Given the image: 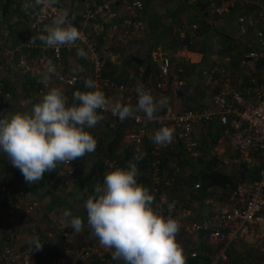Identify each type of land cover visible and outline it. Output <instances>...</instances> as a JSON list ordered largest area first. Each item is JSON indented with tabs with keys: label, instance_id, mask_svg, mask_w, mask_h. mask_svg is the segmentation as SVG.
<instances>
[{
	"label": "built area",
	"instance_id": "obj_1",
	"mask_svg": "<svg viewBox=\"0 0 264 264\" xmlns=\"http://www.w3.org/2000/svg\"><path fill=\"white\" fill-rule=\"evenodd\" d=\"M5 1L1 0L0 4ZM13 1L17 5L13 14L24 22L23 30L27 37L15 44L8 24L0 25V118L11 113L14 90H17L19 82L28 87L32 105L38 101L47 89L37 82L36 73L49 59L59 73L58 77H53L50 86L61 87L70 103L75 91L84 90L85 77L93 79L109 98L129 101L137 97L127 89L126 83L117 82L106 72L107 63L119 59L118 53L105 44V37H112L107 31L110 26L114 28L112 32L118 31L114 21L119 17H123L127 27L144 29L143 0H77L75 9H69L60 0L58 6L69 10L70 19L74 16L73 23L81 32V39L75 46L59 48H45L39 40L35 44L30 43V38L50 22L54 15L52 10H25L26 0ZM185 1L196 7L199 5V0ZM203 1L202 11L207 14H235L238 31L232 55L222 62L205 65L202 64L200 50L189 48L199 38V19L194 18L182 30L187 45L177 49L180 62L197 65L193 78L210 92L211 107L169 109L158 114L159 120L151 121L143 113L121 121L110 111L101 110L105 132L110 138L117 125L121 124L123 129L117 158L103 157L102 162L109 170V165L127 167V162L135 155L144 154L136 163L139 169L137 181L153 194L154 209L165 217L178 218L182 233H203L214 244L212 257L209 260L203 258L202 264H220L228 260L232 244L248 236L253 239L250 258L242 264H264V0ZM79 47L88 52V65L82 73H74L73 70L80 67H73L69 58ZM177 63L174 56H160L155 90L168 88L176 95L179 88L185 87L186 78L181 76L185 68ZM138 69L140 73L144 72L142 66ZM74 76L77 78L73 79ZM146 88L150 87L147 85ZM161 120L174 129L173 140L166 146L156 145L150 140L154 131L162 126ZM98 126L89 129L93 136ZM206 146L210 149L206 150ZM177 159L190 166V169H185L188 173L184 168L180 170L175 163ZM207 164L233 176L236 183L228 189L227 200L220 206L213 203V194L224 188H208L206 192L210 197H204L203 204L211 207L204 217L196 219L190 195L180 202L174 193L176 187L194 177ZM63 168L70 177L78 172L74 161L71 165L63 164ZM192 188L193 194L202 192L201 182L196 180ZM219 194L222 192L216 195ZM1 202L0 264H64L65 257L71 253L75 256L74 264H105V256L91 244L83 248L64 247L60 252L49 249L38 220L39 201L20 181L7 174H0ZM171 203H174V209L169 212ZM22 232L27 237L24 243ZM34 235L44 243L41 250L31 251L28 240ZM197 255L195 251L189 254L191 257Z\"/></svg>",
	"mask_w": 264,
	"mask_h": 264
},
{
	"label": "clouds",
	"instance_id": "obj_2",
	"mask_svg": "<svg viewBox=\"0 0 264 264\" xmlns=\"http://www.w3.org/2000/svg\"><path fill=\"white\" fill-rule=\"evenodd\" d=\"M59 4L60 0H26L25 10L51 9L54 13L50 22L30 38V43L39 40L45 48H59L75 46L81 39V32L73 23L74 16L70 19L69 10ZM77 55L87 58L88 52L79 47ZM73 71L82 73L84 69ZM36 75L37 82L47 89L38 101L28 111L0 118V154L20 170L29 185L44 179L45 173L56 171L58 165H71L72 161L95 152L97 140L89 129L104 119L101 110L110 111L121 121L136 118L138 113H143L149 121L159 120L158 114L169 110L168 97H155L143 83L136 84L137 102L132 105L120 98H109L93 79L85 77L84 90L75 91L70 103L61 87L50 86L53 77L59 76L50 59L43 62V69ZM159 122L162 126L150 140L166 146L173 140L174 129L162 120ZM143 155H135L127 167L109 165L103 181L83 203L87 225L99 245L122 264H186L176 239L181 227L179 219L156 211L153 194L137 181L139 169L134 161ZM173 209L174 203L169 204V212ZM62 215L66 227L77 233L83 231V218L70 210ZM28 244L34 251L41 250L44 243L34 235Z\"/></svg>",
	"mask_w": 264,
	"mask_h": 264
},
{
	"label": "crops",
	"instance_id": "obj_3",
	"mask_svg": "<svg viewBox=\"0 0 264 264\" xmlns=\"http://www.w3.org/2000/svg\"><path fill=\"white\" fill-rule=\"evenodd\" d=\"M1 1V0H0ZM65 5L69 9H75L78 7L77 0H63ZM144 22L146 26L144 29L139 30L131 27L125 26V23L122 21L123 17L117 18L114 23L115 27L118 29L117 32H112L111 26L108 27V34L112 37H105V44L113 49L114 52L118 53L117 62L107 63L106 72L109 76H112L117 82L126 83L127 89L131 90L136 96L135 87L137 83H143L145 86H149L152 94L155 97L166 96L169 99V109L176 110L185 108V105H194L201 103L202 98L204 97V91L207 92V95L210 93L206 87L202 84L204 90L198 91V99L195 97L193 101L192 96L189 91L194 84L195 75L194 72L197 69V65L188 64L180 62L181 58L178 55L177 49L181 45L185 44L183 42L182 30H178L177 37L172 42L173 45L166 47V33H173V28L178 27L176 22L178 20V14L172 8H160L154 10H148L149 2L153 0H144ZM184 2V0H183ZM187 4V3H186ZM189 5V4H188ZM14 6H17L13 0H6L4 4H0V25L8 24L10 27V34L15 44L20 43L22 40L17 39V34L20 30H23L25 24L20 19H16L13 11ZM13 9V10H12ZM232 16V17H231ZM195 19L198 18L199 26L201 22L200 15H195ZM235 14L224 15V16H214L212 18V26L217 28V31H211L207 40L210 38L211 41L219 39V35L224 36V43H227V37L229 36L232 39H236L238 31L235 23ZM179 21V20H178ZM175 23V24H173ZM183 27V25H182ZM199 32V30H198ZM115 35V36H113ZM204 40V42H203ZM201 34H199L198 40L192 45L193 50L202 51L205 49V43L207 41ZM237 40V39H236ZM218 46V45H217ZM204 48V49H203ZM219 47L211 49L208 51L207 56L202 53V64L210 65L216 61L222 62L224 58L230 57L231 55H222L220 53ZM233 53V52H232ZM69 58L73 67L76 68H86L88 65L86 58H82L77 55V51L71 53ZM162 54H169L174 56V61L178 62L177 65H181L185 68L184 72L181 74L182 77L186 78L185 82L188 85L187 88H179L177 94L173 95L168 88L163 90H155L154 83L157 78V64L159 63L160 56ZM141 61V62H140ZM139 66L144 68V72L140 73ZM170 80V78H169ZM147 84V85H146ZM19 85V86H18ZM29 85V84H28ZM18 88L15 89V97L13 99V108L12 113L17 111L24 112L28 111L32 105V99L28 96L26 84L19 82L17 84ZM148 89V88H147ZM200 90V89H199ZM187 92V93H186ZM186 93V94H185ZM186 97V101H182V104L179 98ZM210 96V94H209ZM125 103H130L135 105L137 102V97L130 99L129 101H122ZM203 104V103H202ZM173 105L176 109H174ZM187 107V106H186ZM10 113L9 115H11ZM104 124V123H103ZM95 137L98 139V135L105 133V124L102 131L99 132ZM96 131V133H97ZM107 133V132H106ZM105 138V136H101ZM111 138L107 133L106 140L109 141ZM106 142L103 144L105 145ZM97 156L94 153L86 154L83 159H77L74 163H78L77 166L78 172L75 176L70 177L66 175L63 164L60 167L57 166L56 171L44 174V181L38 182L36 184L29 185L25 182L23 175L20 170H11V163L5 161V157H2L0 154V174H9L11 177L20 181L28 192L32 195L34 199H37L41 205V208L38 213V220L40 226L43 230L45 238L48 242L49 249L60 252L64 247L69 248H83L88 244L94 245L98 251L105 256V264H122L121 261H115L112 259L111 252L102 248L98 241L91 235V230L87 225L86 212L83 208L84 201L94 193V187L103 181L104 173L107 171L103 166L101 167L99 163L95 164ZM82 160V161H80ZM173 161H175L173 159ZM182 160L177 159L175 162L180 170L184 168V172L188 173L185 169L187 165L181 162ZM179 162V164H178ZM173 163V162H171ZM184 164L183 167L180 164ZM3 165H7L8 168H4ZM13 169V168H12ZM193 176V175H192ZM69 180V181H68ZM196 180H193V177L186 180L183 185L176 187V192L174 196L179 199L180 202H183L187 195H190L191 207L193 215L196 219H201L205 216L209 205L203 204L204 197L208 196V192H200L193 194L192 185ZM223 189V188H222ZM216 191L222 192V194L216 195L218 192L214 193L213 203L217 206L222 205L227 200L228 189H217ZM211 196V197H212ZM2 205V202L1 204ZM65 210H70L73 215L80 216L84 219V229L83 231L77 233L72 228L66 227L63 220V212ZM2 208L0 206V221L2 220ZM23 243L27 241L26 234L21 233ZM177 241L183 249L185 258L189 257V254L193 251L198 254H204L206 260H209L214 251V244L211 243L207 236L203 233L197 235H186L179 230V233L176 237ZM252 236H248L245 240L234 242L231 246L230 251L228 252V260L221 261L220 264H242L245 260L250 258L251 246H252ZM218 244H216L217 247ZM75 256L70 254L66 256L64 264H74ZM91 264H97L91 263Z\"/></svg>",
	"mask_w": 264,
	"mask_h": 264
},
{
	"label": "trees",
	"instance_id": "obj_4",
	"mask_svg": "<svg viewBox=\"0 0 264 264\" xmlns=\"http://www.w3.org/2000/svg\"><path fill=\"white\" fill-rule=\"evenodd\" d=\"M11 1V0H10ZM196 6L190 5L192 7L194 13L193 15H200L201 17V22L199 26V34H201V37L203 36L206 40L209 35H211V31L216 32L217 28L212 26V18L210 14H207L203 12V8L205 6L203 0H199ZM198 8V10H197ZM17 39L19 40H24L27 35L24 32V30H20L17 34ZM210 37V36H209ZM227 37V43H224L225 39L224 36L219 35V39L217 38L213 41L209 38L206 41L205 49L202 51L203 55L207 56L208 51H211V49H215L216 47L221 50L220 53L222 55H231L232 52L236 48V39H232L229 36ZM204 42V40H203ZM185 43L184 45H187L186 40L183 38V42ZM218 45V46H217ZM189 48H193V46H189ZM141 62V61H140ZM122 125H117L115 130L113 131V135L111 136L112 138L107 141V133H102V135H98L97 140V147L95 150V154L97 156L95 160V164L99 163V165L104 167L107 171L109 170L102 162L103 157H108V158H117V151L118 147L120 146V141L122 139ZM101 136H105V138H102ZM106 142L105 145H103ZM127 156V155H126ZM118 160L121 161V157H118ZM137 163V161H135ZM182 166L184 164H181ZM187 165V164H185ZM187 168L190 169V166L187 165ZM10 178L13 180L15 178L11 177L9 174H7ZM193 180H199L201 182V188L200 190L202 192L208 190V188H224V189H232L236 183V180L234 179L233 176L228 175L220 170H217L215 168H211L208 164L204 166L201 170H199L196 175H194ZM43 179L40 181L43 183ZM203 258H205L201 253H199L196 257H186V264H202L203 263ZM91 264V263H90Z\"/></svg>",
	"mask_w": 264,
	"mask_h": 264
},
{
	"label": "rangeland",
	"instance_id": "obj_5",
	"mask_svg": "<svg viewBox=\"0 0 264 264\" xmlns=\"http://www.w3.org/2000/svg\"><path fill=\"white\" fill-rule=\"evenodd\" d=\"M155 8L156 9H160V8H164V9L168 8L169 9V8H172L173 10L176 8L175 11L178 14L177 17H178V20H179V21L178 20L176 21V22H178V24H177L178 27L176 28V26H175L173 28L174 32L173 33H166L167 36H165V38L167 39L165 41L166 45H167L166 47H170V45H173V43L169 42L168 40H170V41L174 40L175 41V39L177 37V34H178L177 33L178 30L181 31V30L186 29V25H188L195 18L194 17L195 15H193L194 11H193L192 7H190V4L188 5V2H186L185 0H184V2H183V0H153L152 3L149 2L148 10H154ZM173 24H175V23H173ZM182 25H183V27H182ZM72 64H74V62ZM187 87H188V85L186 87H183V89L187 88ZM201 90H204V88L202 87V83L199 82V81H195L193 86H192V88L189 91L190 95L192 96L193 101H195L194 100L195 97L198 99V96H197L198 95V91H201ZM204 94H206V95H204V97L202 98L201 103L200 102L197 103V104L194 103V105L186 104L185 107L187 106V107H197V108H210L211 107L210 96H209V94L207 95V92H205V91H204ZM179 99H180L179 102H181L180 104H182V101H186L187 100L186 97H183L182 95H181V98H179ZM173 107H174V109H176L174 105H173ZM177 110H179V109H177ZM98 125H99V132H100V131H102V128H104L103 121H100L98 123ZM97 134H98V131H97V133L95 135H97ZM208 149H210L209 146H206V150H208ZM2 157H5V156L2 155ZM6 160H7V162L10 163V161L5 157V161ZM74 161H76V160H74ZM80 161H82V160H80ZM3 167L6 168V169L8 168L7 165H3ZM58 167H60V165ZM78 168L79 167L77 166V169ZM17 169L18 168H16V167H13V166L11 167L12 171L17 170ZM25 188H28V187L25 186Z\"/></svg>",
	"mask_w": 264,
	"mask_h": 264
}]
</instances>
